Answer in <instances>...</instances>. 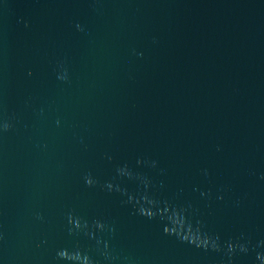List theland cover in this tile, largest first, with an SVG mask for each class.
I'll return each instance as SVG.
<instances>
[{
    "label": "water",
    "instance_id": "1",
    "mask_svg": "<svg viewBox=\"0 0 264 264\" xmlns=\"http://www.w3.org/2000/svg\"><path fill=\"white\" fill-rule=\"evenodd\" d=\"M0 264H264V0H0Z\"/></svg>",
    "mask_w": 264,
    "mask_h": 264
},
{
    "label": "clouds",
    "instance_id": "2",
    "mask_svg": "<svg viewBox=\"0 0 264 264\" xmlns=\"http://www.w3.org/2000/svg\"><path fill=\"white\" fill-rule=\"evenodd\" d=\"M61 253H62V252H61ZM61 253H60V255L63 256Z\"/></svg>",
    "mask_w": 264,
    "mask_h": 264
}]
</instances>
